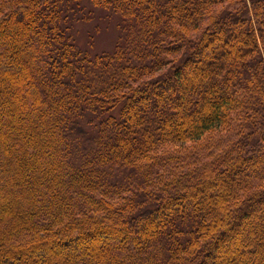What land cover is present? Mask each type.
Masks as SVG:
<instances>
[{
	"label": "trees",
	"instance_id": "1",
	"mask_svg": "<svg viewBox=\"0 0 264 264\" xmlns=\"http://www.w3.org/2000/svg\"><path fill=\"white\" fill-rule=\"evenodd\" d=\"M0 264H264V0H0Z\"/></svg>",
	"mask_w": 264,
	"mask_h": 264
},
{
	"label": "rangeland",
	"instance_id": "2",
	"mask_svg": "<svg viewBox=\"0 0 264 264\" xmlns=\"http://www.w3.org/2000/svg\"><path fill=\"white\" fill-rule=\"evenodd\" d=\"M83 4H85V0H83ZM82 13L87 18L84 17L83 19L68 22V32L71 33L72 38L79 43H84L85 48L91 52L95 50L98 51L97 53L111 51L125 32L126 19L117 11L95 7L94 5L92 7L89 4L85 5V8L79 11L78 15H82ZM261 46V49H263V40L259 37V47ZM173 205L178 206V203L176 202ZM251 218L249 215L246 219ZM253 222L251 224L248 223L246 227H250L253 230Z\"/></svg>",
	"mask_w": 264,
	"mask_h": 264
}]
</instances>
